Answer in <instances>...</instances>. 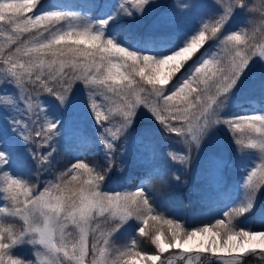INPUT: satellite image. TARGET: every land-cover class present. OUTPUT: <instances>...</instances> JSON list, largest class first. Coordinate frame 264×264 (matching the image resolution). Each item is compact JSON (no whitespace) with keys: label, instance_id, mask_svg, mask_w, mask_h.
<instances>
[{"label":"snow or ice","instance_id":"snow-or-ice-1","mask_svg":"<svg viewBox=\"0 0 264 264\" xmlns=\"http://www.w3.org/2000/svg\"><path fill=\"white\" fill-rule=\"evenodd\" d=\"M253 11L264 24V0H0V264H33L16 252L24 245L40 264L264 261ZM257 92L259 111H233ZM61 151L73 160L42 181ZM194 159L226 210L191 225L159 210L151 181L181 186ZM133 170L134 190L106 187Z\"/></svg>","mask_w":264,"mask_h":264},{"label":"rangeland","instance_id":"rangeland-1","mask_svg":"<svg viewBox=\"0 0 264 264\" xmlns=\"http://www.w3.org/2000/svg\"><path fill=\"white\" fill-rule=\"evenodd\" d=\"M174 0H160V3L162 4H168V3H173ZM178 2V0H176ZM251 5L253 8L258 7L260 0H250ZM252 20L254 23L251 25V27H254L257 29L256 31V36L254 43L261 44L264 43V32L261 30L264 29V24H261L259 21V13L253 11L252 15ZM151 25V20H145L141 24V30L147 29ZM256 99L254 104H249L247 103V99ZM261 107V102H260V97L259 93H255L252 96H248L243 100L241 108H233V111H242L246 110L249 112V114H252L254 112H257L260 110ZM230 137L232 134H229ZM235 136L237 138H243L245 141L247 140L248 134L247 133H235ZM171 147L176 148L177 150H180V146L178 144H173ZM195 155V154H194ZM97 154L95 152H88L83 159L88 161L90 165L92 163H95V158ZM73 160V153L72 152H66V151H61L57 154L56 156V163L53 167V169L45 176L42 177V181L47 178H52L55 175H58L59 172L63 171L69 164L70 161ZM187 173L189 177H191L192 182L196 185H191L187 188L186 190V197H187V204H188V216L189 219L186 221L185 219L182 218V216H171L166 212L165 206L160 202L158 198V193L154 191L153 199L156 202L158 206L163 205L160 207V211L167 216V218H172V217H177L178 221L181 223H188L191 225L199 224L202 222H208L211 220L214 216H217L220 214L221 210H226L224 209V205L219 204L216 202L217 200V193L215 192V185L212 183V176L211 173L205 170V165L203 160L201 161H196L195 159L193 160V164L184 171ZM136 173V170H133V175ZM229 179L230 182H234L238 177L235 176L234 173L230 172L229 173ZM32 181L35 183L36 178L35 175H32ZM138 181L134 186L131 187H123L119 188L116 183L112 182L109 183L106 187L109 189H118V190H134L135 186L137 185ZM41 187L43 186V183L40 185ZM6 204V202H4ZM4 204H0V206H4ZM264 206V198H258L257 200V211L259 210L260 207ZM191 207L192 210H191ZM199 209V210H197ZM255 215V212H254ZM248 219H251V217H248ZM17 227L22 226V222L16 220L14 221ZM166 228V226H164ZM125 239L124 234H121L119 238L117 239L116 243L119 244ZM141 243H140V248L144 249L145 251H148L150 254L154 253V246L153 250H150L148 247L150 244V241L147 240L146 238H139ZM16 252L23 258L27 260H32L33 264H40L42 257H36L34 254V250L32 246L29 245H24L22 247H19L16 249ZM172 254H175L177 250H171ZM169 255V253H165L162 258H166ZM261 264H264L262 262Z\"/></svg>","mask_w":264,"mask_h":264},{"label":"trees","instance_id":"trees-1","mask_svg":"<svg viewBox=\"0 0 264 264\" xmlns=\"http://www.w3.org/2000/svg\"><path fill=\"white\" fill-rule=\"evenodd\" d=\"M136 176H132L128 181L124 183L125 186H132L136 183ZM187 183H191L190 179L182 174L181 186H161L157 180H152L151 185L159 193V200L165 206L166 212L171 216H186L187 206L186 197L184 196V191L186 190ZM150 250H153V246L149 245ZM260 259L256 257H245L244 264H253L259 262ZM204 264H207L204 263Z\"/></svg>","mask_w":264,"mask_h":264},{"label":"water","instance_id":"water-1","mask_svg":"<svg viewBox=\"0 0 264 264\" xmlns=\"http://www.w3.org/2000/svg\"><path fill=\"white\" fill-rule=\"evenodd\" d=\"M205 262V261H204Z\"/></svg>","mask_w":264,"mask_h":264}]
</instances>
